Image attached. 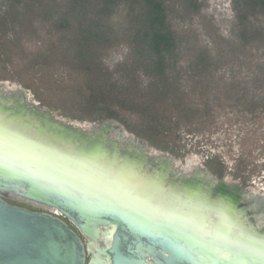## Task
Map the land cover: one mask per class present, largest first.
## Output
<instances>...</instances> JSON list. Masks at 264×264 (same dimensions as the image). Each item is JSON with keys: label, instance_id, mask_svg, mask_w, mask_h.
Instances as JSON below:
<instances>
[{"label": "water", "instance_id": "obj_1", "mask_svg": "<svg viewBox=\"0 0 264 264\" xmlns=\"http://www.w3.org/2000/svg\"><path fill=\"white\" fill-rule=\"evenodd\" d=\"M62 121L49 111L42 110L41 105L29 101L28 94L22 90L0 84V129L3 127L6 131L22 133L27 141L20 143L3 138V144L10 142V146L0 149V264H264L263 230L248 228L245 230L246 237L241 235L244 238L242 243L236 239L241 231L232 238L223 232L216 240L219 248L211 247L210 243L206 246L204 242L209 240L203 235H199V246L193 240L190 243L188 236L193 233H185L183 240L175 238L170 244L164 240V231L140 222L136 227L132 221L124 220L121 215L124 212L132 218L136 217L129 213L136 210L128 203L121 199L109 200L113 198L112 194L95 195L97 198H93L71 184L74 176L62 179L55 177L57 174L50 171L48 164L39 167L36 159L30 160L32 146L41 148L42 152L51 149L59 153L68 152L70 157H77L73 163L77 168L94 166L100 171L96 164L107 161L115 163L119 172H143V163L137 160L139 149L135 151L136 155H132L129 147L107 136L111 127L107 125L121 128L119 131L122 133L120 123L110 119L106 120L109 122L104 123V127L94 125L83 130L79 124L70 126ZM32 141L40 144L32 145ZM170 161L174 163L172 158ZM147 164L149 168L156 167L154 171H158L159 175L167 166L157 161ZM147 175H151L150 172ZM162 179L165 181L164 178L160 181ZM57 182H64L65 186ZM94 183L96 185L97 181ZM168 183L174 191L181 188L186 193L181 197L174 196L180 204L188 203L183 209L196 205L187 200L196 195L203 198L201 203L214 197L221 199L224 205L234 197L264 196L240 185L228 186L224 180H221L222 188L216 190V195L210 192V185V188H204L193 180L175 179ZM4 197L24 205L57 211L75 224L88 243L85 244L64 219L46 211H32L12 204ZM172 203L179 205L176 201ZM172 209L169 206V214L165 215L169 226L173 225L170 221ZM177 243L181 247H177ZM139 245L146 249L139 252Z\"/></svg>", "mask_w": 264, "mask_h": 264}, {"label": "trees", "instance_id": "obj_2", "mask_svg": "<svg viewBox=\"0 0 264 264\" xmlns=\"http://www.w3.org/2000/svg\"><path fill=\"white\" fill-rule=\"evenodd\" d=\"M2 2L0 61L19 49L23 54L24 38L37 32L40 21L47 26L51 43L37 59L61 64L82 76L88 91L83 111L97 120L119 119L120 111L137 115L143 121L139 134L155 141L213 111L208 105L211 98L233 101L252 116L264 115V65L253 78L259 91L240 84L237 88L235 81L216 82L215 73L229 62L224 40L215 37V54L192 42L190 34L172 26L166 0ZM184 6L192 14L201 9L199 0H184ZM120 8L124 15L115 24L113 18ZM234 8L237 41L229 44V53L242 56L254 44L264 46V28L251 22L264 16V0H234ZM120 45L128 53L111 68L104 57ZM182 60H187L184 65ZM197 95L205 103H193Z\"/></svg>", "mask_w": 264, "mask_h": 264}, {"label": "rangeland", "instance_id": "obj_3", "mask_svg": "<svg viewBox=\"0 0 264 264\" xmlns=\"http://www.w3.org/2000/svg\"><path fill=\"white\" fill-rule=\"evenodd\" d=\"M166 2L171 10L172 26L177 31L190 34L192 42L206 46L212 54H215L217 50L215 37L224 40L223 47L229 62L215 73L216 82L223 85L235 81L237 88L240 84L250 91H256L258 87H255L253 78L257 69L264 65V46L254 44L246 49L242 56H233L229 53L230 45L237 41L234 0H199L201 9L195 14L186 12L184 0H166ZM0 3H3L2 0ZM123 15L124 11L120 8L113 18V23L120 22ZM251 22L264 28V16L252 18ZM36 25L37 32H31L33 34L23 40V54L19 49L14 56L4 57L0 61V84L13 90H22L28 94L29 101L41 105L42 110L49 111L55 118L63 121H74L84 127L86 124H99L108 120H97V117L83 111L82 104L84 97L88 96V91L84 89L83 78L79 73L61 64L37 59L41 51L45 52L51 41L46 33L47 26L40 21ZM127 53L125 45L116 46L108 52L104 61L107 66L113 68L124 60ZM186 61L182 60L181 64L184 65ZM259 90L260 88L257 89ZM204 101L197 95L192 102L202 105ZM233 104L235 105L233 101L228 102L223 99L214 101V98H211L208 105L213 107V111L199 115L202 117L182 124L175 133L158 137L155 141L139 134L143 121L137 115L120 111L119 119L113 120L121 124L125 135L135 136L137 140L144 142L151 154L163 153L170 156L176 168L208 170L215 177L222 175L227 185H240L263 195L264 115L252 116L241 106ZM140 176L148 178L144 174ZM156 182V185L146 188L144 205L137 201L136 211L129 212L132 216L135 214V218L125 215L126 212L120 213L124 220L132 221L136 227L137 224L144 223L164 231V240L170 244L175 238L183 240L182 236L185 233H193L188 236L189 241L191 243L193 240L199 246L200 236L195 232L200 230L199 227H195V231L193 227H189L195 208H177L176 203L166 199L156 203L153 201L156 199L154 196L166 194L165 190L170 195L179 197L183 193L186 195L184 190L177 188L174 191V187L163 180L161 185L158 180ZM138 190L141 189L137 188ZM204 203L202 205L208 208H214L217 204L209 201ZM157 206L159 209L156 208ZM169 206L173 207L172 220L170 219L173 225L170 226L169 219L167 220L165 216ZM222 213L227 221H233L239 216L244 218L239 209L234 207H223ZM249 243L253 245L251 241ZM121 244L123 245V240ZM204 244L208 246L209 242L206 240ZM177 247H181V244L177 243ZM145 249L141 245L138 246L139 252Z\"/></svg>", "mask_w": 264, "mask_h": 264}, {"label": "flooded vegetation", "instance_id": "obj_4", "mask_svg": "<svg viewBox=\"0 0 264 264\" xmlns=\"http://www.w3.org/2000/svg\"><path fill=\"white\" fill-rule=\"evenodd\" d=\"M108 120H110V119H108ZM62 122L66 123L70 126H76L75 125L76 123H74V121H72V122L62 121ZM106 122H109V121L105 120L99 124H95V123L86 124V126H84V127L80 126V127L83 130H87V128H91L94 125L101 128V127H104L103 124ZM109 126H111V127H109ZM107 127H109V130L107 132V136L109 138L117 141L120 145H125V146L129 147L130 150L133 151L131 153L132 155H136L135 151L137 149H139V150H137V152H138L137 153V160L141 161L143 163V165L141 167V169H142L141 171H143V172L142 173H130V172L128 173V172L120 171L121 174H119L118 173L119 170H118L117 165H116L117 167L116 166H113V167H104L103 166L102 168H103V170L107 176L104 178V183L101 184L102 185L101 189L105 190V193L109 194L110 188L113 191H117V189H119V191L122 192V195H120V196H123V198L128 199L129 202L137 204V201H138L139 203L143 204L146 200L145 195H144L145 193H147L146 188H148V187L150 188V186L156 185L155 182L157 179L161 185V181H160L161 178H164V180L166 182H169L170 180H175V179L176 180L183 179L186 181L193 180V181L197 182V184L200 183L204 188L205 187L210 188V186H211L210 192H213V195L217 194L216 190L218 188L219 189L222 188V185H221V180H223L222 176L221 177L220 176L215 177L208 170L206 171L204 169H202V170L201 169L190 170L188 168H185V169L176 168L175 166H173L174 163H172V161H170L171 160L170 156L163 154V153L162 154H160V153L151 154L149 152V150L146 148V145H144L143 142L141 143V141L137 140V137L130 136V135L127 136L122 131H121L122 133H120L119 130L121 128H119V127H116V126L112 127V125H107ZM142 146L144 149L142 148ZM149 161H152V162L157 161L161 164H167L165 171H163V172L160 171V175H159L158 171H156V172L154 171V170H156L155 169L156 167L153 166V167L149 168V166L147 164ZM93 169L94 168H92V170ZM109 169H111L112 171ZM149 169H152V170H149ZM148 172H150L151 175H147ZM134 174H137V175H134ZM142 174L147 175L148 178H144L143 176L141 177L140 175H142ZM112 180L115 182L117 181V182L113 183ZM89 183L92 184L93 183L92 180ZM104 184H108V185L104 186ZM91 186H93V185H90V188H91ZM228 186H230V185H228ZM107 187H109L108 188L109 190H106ZM137 188H139L141 190L137 191ZM162 188H164V187L162 186ZM163 190H165V189H163ZM164 192L166 194H164L162 196L161 195L156 196V199L153 200L154 203H156L157 201H161V200L163 201V199H166V201L170 200V201L178 202L179 205L177 206V208H179V206L182 208L184 205L186 206L188 204V203H184V204L181 203L180 204V200H178V199L175 200L174 196L170 195V193L167 190H165ZM137 197H139L140 199H137ZM4 198L12 204L19 205L22 207H26L32 211H46V212L52 213V214L64 219L81 236L84 243L85 244L88 243L87 239L84 238V236L81 234L79 229L75 226V224H73L69 220L65 219L57 211L46 209V208H37V207L31 206V205H24V204H21L15 200H12L11 198H8V197H4ZM187 200L192 201L191 204H193V203L196 204L192 207L195 209H194V214L192 215L193 218H191V221L198 223V227L200 226L199 228H201V225H202V229H200L199 232H201L202 234H208V235H214L215 234L216 235L219 232L221 234L222 232L226 231L225 233L227 234V236L229 235V233H232V231L234 232V229L231 228V225H229L225 216H224L225 219H220V216H223L222 208L220 207V204H222L220 202L221 199L219 200L218 198H214V197L206 199V201L217 203L216 207H214V208H208L207 206L202 205V204H205V203H201L203 198H195V199L194 198H187ZM185 202H188V201H185ZM227 202H228L227 204H229L231 207L237 208V209H239V211H241L243 213L242 216L246 220L247 224L250 225V227L255 228L256 230H263L264 231V196L257 197V198L248 197V198H241V199L234 197V198L229 199ZM232 203H233V206L231 205ZM239 203H240V206H238ZM197 206H199V207L197 208ZM168 210H169V208H168ZM168 212L169 211H167V213ZM260 219H261V221H260ZM260 222H262V223H260ZM213 248H216V247H213Z\"/></svg>", "mask_w": 264, "mask_h": 264}, {"label": "bare ground", "instance_id": "obj_5", "mask_svg": "<svg viewBox=\"0 0 264 264\" xmlns=\"http://www.w3.org/2000/svg\"><path fill=\"white\" fill-rule=\"evenodd\" d=\"M11 132L10 131H6L5 128H3V127H2V129H0V149L1 150H4L5 148H7V147L10 146V142H7V143L3 144V138H6L7 140H10V138H11L12 140H16V141H18L20 143L21 142L22 143L23 142L27 143L26 137H25L24 134H22V133H13V132L11 133ZM7 135L9 136V139H8ZM30 144H32V145H35V144L37 145L38 144L39 145L40 143H34V141H32ZM32 147L30 148L31 150L29 151V153L31 155L30 160L36 159L37 162H38L39 167H41L44 163L48 164L50 171H54V173L57 174L55 177H59V178H62V179H67V178H70L71 176H74V180H72L71 184H74L75 186L80 187L83 190L82 192H85L86 195L90 194L89 196H92V197L94 196V197L97 198V196L99 197L100 194H101V196H103L104 194H107V193H105V190L101 189V186H102L101 184L104 183V178L107 176L105 174V172H104V170H103L102 167L103 166L104 167H113V166H116L115 163L112 164V162H107V161L98 162L96 165L101 168L100 171L97 170L98 168H96L94 166H92L90 168H88V167L77 168L73 164L75 162V160L77 159V157L76 158H74L73 156L70 157L68 152L59 153V151L56 150V149H51V151L48 150V151H43L42 152L41 151V148H35V146H32ZM25 157H28V155H25ZM92 168H94V169L92 170ZM109 170H111V169H109ZM118 173H120V172H118ZM91 180L93 182L92 184L89 183ZM95 181H97V184L96 185L94 183ZM57 183H60L62 186H65L64 185V182H57ZM155 184H157V183L155 182ZM90 185H93V186H91V188H90ZM94 185H95V187H98V188L93 189ZM107 185L108 184H104V186H107ZM108 188L109 187H107L106 190H109ZM110 194H112L114 196H113L112 199H109V200H111V201H118L119 199H121L122 201H124V202L128 203L129 205H131L132 207H134V209L136 210L137 204L131 203V202L128 201V199H125V198H123V196H120V195H122V192L119 191V189H117V191H113L110 188L109 195ZM95 195H97V196H95ZM193 198L195 199L197 197L195 196ZM199 198H202V197H199ZM220 207L223 209V207H229L230 208L231 206L229 204L224 205L222 203V204H220ZM156 208L159 209L158 206ZM240 217L241 216H239V218H237V219H233V221H230L229 220L230 221L229 225H231V228L234 229V232L232 231L233 234L232 233H229L228 236H230L232 238V236L239 234L240 231H241V234H239L236 237V239H240L239 241L242 243L243 240H244V238H241V235L242 236L243 235L244 236L246 235L245 230H247L248 228H250V225L247 224V222H246V220L244 218H240ZM220 219H225V217L224 216H220ZM260 221H261V219H260ZM260 223H262V222H260ZM189 224H190L189 227H191V228L193 227L194 228V231H195V227L198 228V223H195L193 221H190ZM201 228H202V225H201ZM201 228H199V229H201ZM195 232L198 235H204V237L209 240V243L212 244L211 247H216V248H219L220 247V246L216 245V240L218 239V237H221L220 232L218 234H216V235L215 234L214 235L202 234L198 230L195 231ZM220 240L221 241H224L222 239H220Z\"/></svg>", "mask_w": 264, "mask_h": 264}, {"label": "snow or ice", "instance_id": "obj_6", "mask_svg": "<svg viewBox=\"0 0 264 264\" xmlns=\"http://www.w3.org/2000/svg\"><path fill=\"white\" fill-rule=\"evenodd\" d=\"M237 258H239V257H237Z\"/></svg>", "mask_w": 264, "mask_h": 264}]
</instances>
